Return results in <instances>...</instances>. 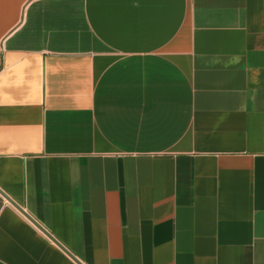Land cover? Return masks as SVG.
I'll use <instances>...</instances> for the list:
<instances>
[{
	"label": "crops",
	"instance_id": "obj_1",
	"mask_svg": "<svg viewBox=\"0 0 264 264\" xmlns=\"http://www.w3.org/2000/svg\"><path fill=\"white\" fill-rule=\"evenodd\" d=\"M0 264H264V0H0Z\"/></svg>",
	"mask_w": 264,
	"mask_h": 264
},
{
	"label": "water",
	"instance_id": "obj_2",
	"mask_svg": "<svg viewBox=\"0 0 264 264\" xmlns=\"http://www.w3.org/2000/svg\"><path fill=\"white\" fill-rule=\"evenodd\" d=\"M16 205V204H15ZM18 207V206H17ZM20 209V208H19Z\"/></svg>",
	"mask_w": 264,
	"mask_h": 264
}]
</instances>
